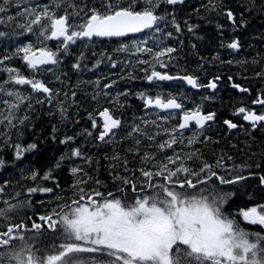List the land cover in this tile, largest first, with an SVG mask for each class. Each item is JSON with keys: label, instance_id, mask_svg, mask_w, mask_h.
<instances>
[{"label": "snow or ice", "instance_id": "1", "mask_svg": "<svg viewBox=\"0 0 264 264\" xmlns=\"http://www.w3.org/2000/svg\"><path fill=\"white\" fill-rule=\"evenodd\" d=\"M185 6L0 0V169L20 174L0 179V264H264V51L241 55L264 45V31L243 38L253 18L264 20V0H199L187 14ZM206 25L231 58L215 48L199 55ZM105 41L112 53L95 50ZM186 48L197 56L191 72L178 70ZM101 65L107 75L79 78ZM137 79L148 87L113 92ZM177 81L186 90H161ZM224 85L239 94L231 118L205 107ZM187 89L203 90L200 99ZM37 113L54 121L50 131L36 130ZM236 133L242 159L221 146ZM54 141L63 150L42 174L23 167Z\"/></svg>", "mask_w": 264, "mask_h": 264}, {"label": "trees", "instance_id": "2", "mask_svg": "<svg viewBox=\"0 0 264 264\" xmlns=\"http://www.w3.org/2000/svg\"><path fill=\"white\" fill-rule=\"evenodd\" d=\"M198 3H199V0H186V6L184 7V10H183L184 13L185 14L190 13L191 12V6L192 5H198ZM252 25H253V27L248 30L249 34H246L243 37L245 40H249L252 35H257L259 32L264 31V28L261 27V25H264V20H261L259 18H253ZM204 27H205V31L201 32V35H204L205 40H204V42H202L201 44L198 45L199 55H202L205 57H210V55H212V49L215 48L217 51L221 52L222 58H224V59L231 58L225 54V50L219 49L218 43L215 42L214 26L206 25ZM0 30H4V29L2 27H0ZM193 42H195V41H193ZM185 43L187 44L188 41L186 40ZM253 49H256L258 51H264V45L254 43L252 48H246V49L242 50L241 55H247L249 52H252L254 55L255 53L253 52ZM3 50H4V41L2 39H0V54L3 53ZM81 50L85 51L86 55H89L87 49L82 48ZM108 53H111V52H108ZM185 53H186V59H187L186 66H185V59L182 57L180 60V66L178 67V70H180L181 72L184 70L191 72V71L196 69L197 56L193 55L192 52L188 51L187 48L185 49ZM120 58L122 59L123 57L120 56ZM237 58H239V57H237ZM86 62L88 63L89 68H90L91 62H92L90 55H89V59ZM206 67H207L209 72H216L217 71L216 68L209 67L207 65H206ZM63 70L68 71L67 68H64ZM219 71L224 73V74H229L230 72L232 73V72L237 71V69L233 68L231 71H229V69H227L226 67L220 66ZM107 74H108L107 68L104 65H101L99 70H93L92 72L85 70L80 75L79 78L87 81L90 79H95L96 75H107ZM0 75H3V74H0ZM135 75H137L138 77H142L143 73L136 72ZM69 76H70L72 81L77 80V76L73 72H69ZM254 81L258 85L257 87H259L258 81H256V80H254ZM166 84H169V83L167 82ZM147 87H148L147 82H144L141 79H137L135 81H118V85L114 86L113 92L115 93L116 90H123L125 88H128V89L133 90V91H139V90H142V88H147ZM81 90L85 93L91 94V87L90 86L81 85L80 89H78V93ZM130 99H131V104H132L133 110L141 109V101H139L135 98H130ZM130 114L131 113H129V115ZM137 114L139 115L140 113L137 112ZM81 115H83V114H81ZM37 117H38V119L35 121L37 124L36 130L38 132L50 131V124L53 123L54 121H51L49 118H47L46 113H37ZM81 122L83 123V120ZM31 131H32V129H29L28 132H26L25 136H24V139L28 140L29 142H31V135H30ZM62 131H68L69 134H71L70 129H62ZM41 140L43 142V137H41ZM235 143L238 144V141H235ZM60 150H63V145H60L58 142H55V141L52 142L51 147H49V145L47 143H44L43 149L39 155L28 154L26 156V158L24 160L23 167H25V168L30 167L34 170L40 171L42 174L43 171L47 169V167L51 166V164H50L51 157L58 156ZM225 151L230 152V154H232V155L239 153V152H233L230 148H226ZM241 155L243 158L242 153H240V155L238 154V156L234 155V157H237L238 159H240ZM3 158L6 160L8 159L7 156H3ZM19 175L20 174H19L18 168H12L10 166L7 171L0 169V179L8 178V179H12L13 181H15L16 179L19 178ZM61 176L63 178L62 183H61V187H65L68 174L62 173ZM41 183H43V182H41ZM49 186H50V182H49ZM40 198L41 197H34V199H40ZM40 211H44V209L41 208Z\"/></svg>", "mask_w": 264, "mask_h": 264}, {"label": "flooded vegetation", "instance_id": "3", "mask_svg": "<svg viewBox=\"0 0 264 264\" xmlns=\"http://www.w3.org/2000/svg\"><path fill=\"white\" fill-rule=\"evenodd\" d=\"M106 43H108L107 41L103 43V45H105ZM243 85H246L245 83H243ZM249 85V84H247ZM253 89H256L258 87H253L251 86ZM186 90V86L184 87H180V88H176L175 91L177 90ZM168 91V90H165ZM193 91L195 93V95L193 94ZM203 90H200V92H202ZM188 94H192L191 95V99L193 100H199L200 99V92H198L197 90H191V89H187ZM239 99V94L236 90L231 89V87L229 85H224L221 90L218 93V98L215 102H211V103H207L205 105L206 108H211L212 110L217 111L219 114H221L222 118H231V114H232V105L235 103L236 100ZM258 107V106H257ZM219 125H216L214 127H218ZM257 135V139H259V134ZM214 138H216L214 136ZM230 143L232 144H236L235 141H238L237 145V149H231L233 152H239L238 154L240 155V153L243 154L244 151H247L248 149L245 148V137L243 135V133H236L235 136H230L228 140H221V146L224 148V150L228 147V144ZM241 149H243V151H241ZM255 150V149H252ZM242 159V155L241 158ZM242 227H248L246 224H242Z\"/></svg>", "mask_w": 264, "mask_h": 264}, {"label": "rangeland", "instance_id": "4", "mask_svg": "<svg viewBox=\"0 0 264 264\" xmlns=\"http://www.w3.org/2000/svg\"><path fill=\"white\" fill-rule=\"evenodd\" d=\"M236 81H238V82H240V83H242V84L245 83L246 85H247V84H250V85L253 86V87H257V86H258L254 80L244 81V80H240L239 77H236ZM234 155L238 156V153H236V154H234Z\"/></svg>", "mask_w": 264, "mask_h": 264}]
</instances>
